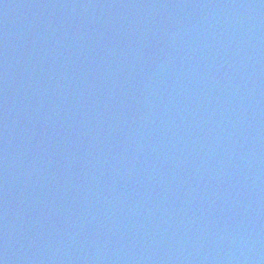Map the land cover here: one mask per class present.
I'll use <instances>...</instances> for the list:
<instances>
[{
    "label": "water",
    "instance_id": "1",
    "mask_svg": "<svg viewBox=\"0 0 264 264\" xmlns=\"http://www.w3.org/2000/svg\"><path fill=\"white\" fill-rule=\"evenodd\" d=\"M143 264H264V0H180Z\"/></svg>",
    "mask_w": 264,
    "mask_h": 264
}]
</instances>
